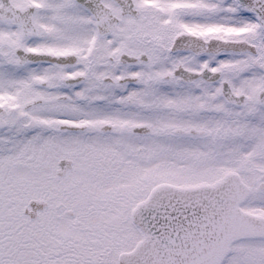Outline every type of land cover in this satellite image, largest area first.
Here are the masks:
<instances>
[{
  "label": "snow or ice",
  "instance_id": "snow-or-ice-1",
  "mask_svg": "<svg viewBox=\"0 0 264 264\" xmlns=\"http://www.w3.org/2000/svg\"><path fill=\"white\" fill-rule=\"evenodd\" d=\"M0 264H264V0H0Z\"/></svg>",
  "mask_w": 264,
  "mask_h": 264
}]
</instances>
